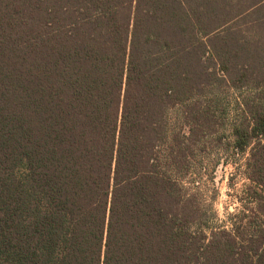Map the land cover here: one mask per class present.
Returning a JSON list of instances; mask_svg holds the SVG:
<instances>
[{"label": "trees", "instance_id": "trees-1", "mask_svg": "<svg viewBox=\"0 0 264 264\" xmlns=\"http://www.w3.org/2000/svg\"><path fill=\"white\" fill-rule=\"evenodd\" d=\"M252 7L0 0V264H264ZM229 89L247 92L225 147L248 155L250 203L226 227L187 178L227 137Z\"/></svg>", "mask_w": 264, "mask_h": 264}, {"label": "rangeland", "instance_id": "rangeland-1", "mask_svg": "<svg viewBox=\"0 0 264 264\" xmlns=\"http://www.w3.org/2000/svg\"><path fill=\"white\" fill-rule=\"evenodd\" d=\"M202 2L209 14L215 10L223 18L235 16L241 5L245 7L251 5L255 10L252 20L264 21V0H202ZM242 23L239 24L240 29L250 34L257 32L250 25ZM222 94L224 101L229 103V114L226 129L223 128L220 133L227 137H223V143L214 142L215 145L210 146L206 151H199L202 162H198L200 166L194 171L200 170L201 173L189 175L187 179L191 181L192 186L202 190L206 202L216 213V218L212 219L213 225L230 227L232 217L240 214L244 206L250 203L246 194L250 185L248 155L236 154L232 149L228 150L225 147L226 138L230 135L228 127H231L240 116L241 108L237 101L243 99L247 92L246 89H229V91L224 90Z\"/></svg>", "mask_w": 264, "mask_h": 264}]
</instances>
